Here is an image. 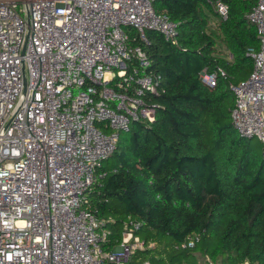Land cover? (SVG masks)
Listing matches in <instances>:
<instances>
[{
    "label": "built area",
    "instance_id": "1",
    "mask_svg": "<svg viewBox=\"0 0 264 264\" xmlns=\"http://www.w3.org/2000/svg\"><path fill=\"white\" fill-rule=\"evenodd\" d=\"M154 1L0 0V264H131L155 247L130 218L108 246L105 221L85 207L119 133L154 120L147 98L157 82L129 33L176 44L177 25ZM215 8L225 19L227 7ZM246 19L259 47L248 49L249 76L228 83L230 117L239 137L260 141L264 159V0ZM226 77L219 67L199 73L209 88Z\"/></svg>",
    "mask_w": 264,
    "mask_h": 264
},
{
    "label": "trees",
    "instance_id": "2",
    "mask_svg": "<svg viewBox=\"0 0 264 264\" xmlns=\"http://www.w3.org/2000/svg\"><path fill=\"white\" fill-rule=\"evenodd\" d=\"M256 1L155 0L154 10L177 25L175 45L151 30L142 42L130 30L131 45L146 53L157 82L147 98L155 117L119 133L104 177L88 190L85 207L105 221L108 246L130 218L153 232L154 248H172L170 262L203 246L213 262L264 264V159L234 129L228 90L235 70L252 69L248 49L259 47L246 19ZM217 3L227 7L225 19ZM218 67L227 77L205 86L199 73ZM194 236L192 248L180 247Z\"/></svg>",
    "mask_w": 264,
    "mask_h": 264
},
{
    "label": "rangeland",
    "instance_id": "3",
    "mask_svg": "<svg viewBox=\"0 0 264 264\" xmlns=\"http://www.w3.org/2000/svg\"><path fill=\"white\" fill-rule=\"evenodd\" d=\"M216 10V8H215ZM250 70L248 68L245 69H237L234 71V76L232 81L233 82H239L241 80H245L248 76H249ZM231 97L233 98V96L231 95ZM250 145L253 146L254 148V154L258 157H260L261 155V143L260 141H258L256 138H251L250 139ZM110 162H103V166L106 169L107 166H109ZM119 230V229H118ZM138 236H140L142 239H146V240H152L155 242V247H157V238L155 239L153 237V232H148L146 230H144L143 228L140 229L138 231ZM203 247V246H202ZM201 247V248H202ZM199 249L196 248L194 249L192 252L189 251L188 254H181L179 253L178 256H176V260L178 258H180L177 262L176 260L172 259L171 262H173V264H207L208 262V255L207 253L203 250V249ZM169 250H167L166 248L161 249V247L158 246V248H154L152 251L149 252H140L142 253L139 257V259L134 260V264H145L147 262L151 263V264H169L170 259H169V254L170 251L172 250L171 247L168 248ZM159 250H167L168 252L166 254L160 253L158 254L157 251ZM177 252H172L171 255H176ZM171 257V256H170ZM170 262V264H171Z\"/></svg>",
    "mask_w": 264,
    "mask_h": 264
},
{
    "label": "bare ground",
    "instance_id": "4",
    "mask_svg": "<svg viewBox=\"0 0 264 264\" xmlns=\"http://www.w3.org/2000/svg\"><path fill=\"white\" fill-rule=\"evenodd\" d=\"M158 33V32H157Z\"/></svg>",
    "mask_w": 264,
    "mask_h": 264
}]
</instances>
